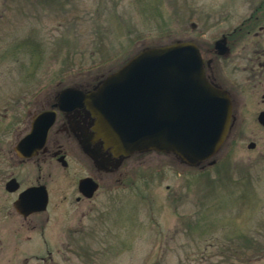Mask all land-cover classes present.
<instances>
[{
	"label": "rangeland",
	"instance_id": "obj_1",
	"mask_svg": "<svg viewBox=\"0 0 264 264\" xmlns=\"http://www.w3.org/2000/svg\"><path fill=\"white\" fill-rule=\"evenodd\" d=\"M261 1L0 0V264H264V104L243 69L264 46V33L254 36ZM223 36L226 59L213 52ZM177 40L216 56L217 81L241 95L213 165L138 154L77 204L72 171L17 161L16 141L55 91ZM10 174L15 193L4 188ZM38 175L49 204L24 220L12 203Z\"/></svg>",
	"mask_w": 264,
	"mask_h": 264
},
{
	"label": "water",
	"instance_id": "obj_2",
	"mask_svg": "<svg viewBox=\"0 0 264 264\" xmlns=\"http://www.w3.org/2000/svg\"><path fill=\"white\" fill-rule=\"evenodd\" d=\"M214 51L219 56L228 54L226 37L214 43ZM75 98L84 96L66 88L59 93L57 105L63 108ZM86 105L96 119V136L115 153L171 154L190 167L206 161L213 165L212 157L232 126L228 92L207 79L198 46L187 40L142 49L87 94ZM54 119V111L35 115L29 132L14 146L16 156H34L43 146ZM257 122L264 127V110L258 114ZM254 147L249 143V149ZM4 188L13 193L19 184L12 178ZM97 188L91 178L79 181V192L87 199ZM47 204L45 186H32L21 191L12 206L26 218L45 211Z\"/></svg>",
	"mask_w": 264,
	"mask_h": 264
},
{
	"label": "flooded vegetation",
	"instance_id": "obj_3",
	"mask_svg": "<svg viewBox=\"0 0 264 264\" xmlns=\"http://www.w3.org/2000/svg\"><path fill=\"white\" fill-rule=\"evenodd\" d=\"M259 6L261 9L264 10V0L261 1ZM261 18H262L261 24L259 26L261 32L254 33V36H259L260 33H264V16ZM246 28H247L246 35H248L250 34L251 27L250 25H247ZM226 44H228L227 39H226ZM199 50L203 57L200 48ZM213 52L216 54L215 51ZM229 53H230V49L227 55L219 56L216 54V56L223 57V59H226L225 57H227ZM250 53L251 55L247 56V59L245 60L243 59L246 63L243 69L245 71H248L249 73L247 80L251 82L254 87H259L260 90L262 91L261 103L264 104V46L259 50L250 51ZM216 56L215 58H208V59L203 57L205 74L210 82L216 84L217 86L228 92L232 104V122H233L235 120L234 117L235 108L238 105V103L241 101V95L240 92L237 90L236 86L233 87V91H232L230 89L223 87L217 81L214 75V71L212 69V66L215 64V61H217ZM118 69H116L115 71H117ZM115 71L109 72L108 74H100L94 77H86V74H84V76L79 81H76L74 83H71L70 85H65L59 88L57 91L54 92V94L45 104V106H43L42 109L35 114L37 115L38 113L46 110L55 112L54 122L48 131L43 146L37 151V153L34 156L29 158L17 157L13 147V151L15 156L17 157V161L19 163H28V162L35 163V166L37 167L39 173H41L43 169L41 167L42 163L44 164L55 163V165L64 172L72 171L74 173V182L76 184L77 192H78V195L75 196V202L77 204L84 203L86 202V200H89L79 192L78 185L80 180L91 178L98 185V188L94 193L95 195L97 191H99V189L101 188L103 182L106 181V179H111V178L116 179L115 176L117 175L119 177L122 176V173L133 167L134 157H136L138 154H142L139 152H133L128 155L117 154L112 150L111 147H106L104 145L103 140L96 136V132L94 130L96 119L86 105V95L95 91L98 84L103 79H105L109 74L114 73ZM66 88H72L80 92L81 94H83L84 99L75 98L69 101L68 103H66L63 108H60L57 105L58 95L62 90ZM35 115H33V117ZM32 118L29 123V129L22 137H24L29 132ZM21 138H19L16 141V143ZM150 152H154V151H149V153ZM143 153H148V152H143ZM41 176L38 175V177L36 178V183L28 187L45 186L46 188V185H44L41 182H38ZM12 178L16 179V177H14L13 174H10L8 180ZM18 184L20 189V183L18 182ZM24 189H22L21 191H23ZM21 191H19L18 194ZM48 204H49V194H48ZM43 212L32 213L26 218L22 216L21 217L25 220L30 216H36ZM82 215L84 214L82 213ZM48 220L49 219L46 218L45 223Z\"/></svg>",
	"mask_w": 264,
	"mask_h": 264
}]
</instances>
